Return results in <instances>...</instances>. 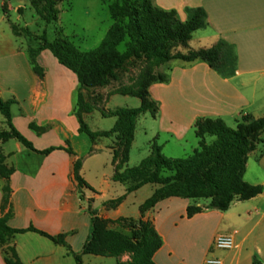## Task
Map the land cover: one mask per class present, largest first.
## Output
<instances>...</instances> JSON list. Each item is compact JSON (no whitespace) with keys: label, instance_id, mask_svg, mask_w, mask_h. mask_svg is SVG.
Listing matches in <instances>:
<instances>
[{"label":"crops","instance_id":"0c3cea01","mask_svg":"<svg viewBox=\"0 0 264 264\" xmlns=\"http://www.w3.org/2000/svg\"><path fill=\"white\" fill-rule=\"evenodd\" d=\"M31 1L0 0V97L12 102L13 126L36 150L16 139L0 144L7 166L14 169L9 179L10 201L4 209V181L0 179V218H7L13 229L33 227L51 236H65L67 247L36 232L17 234L10 245L23 264H72V259L77 264L76 255H81L82 264L92 259L102 262L106 257L83 254L91 233L92 211L107 220L138 211L125 209V200L116 208L106 209V201L123 194L114 191L115 163L101 159L106 152L112 154L108 144L103 145L102 139L92 142L79 132L77 76L46 50L37 58L43 70V77H39L29 61L27 48L13 34L7 20L9 14L4 13L2 6L18 12ZM155 4L160 9L176 11L182 22L192 11L204 10L207 26L193 34L189 46L200 49L221 43L222 59L230 71L224 77L202 61L184 62L171 72L178 97L153 98L151 90L155 84L151 86V98L160 106L157 117L163 109L169 113L165 116L173 127L172 137L183 142L185 132L194 130L200 118H220L237 126L244 115L264 117V0H155ZM88 117H84L85 122ZM0 128L9 130L2 115ZM261 139L257 150L249 155L244 180L264 186V134ZM47 150L52 151L40 153ZM77 161L82 162L80 175L88 185L81 191L74 171ZM92 172L97 181L87 176ZM208 204L207 200L170 198L156 205L151 215L163 245L154 262L252 264L256 256L264 264V193L248 201H234L225 212L206 209L190 219L186 217L189 206ZM220 234L232 235L234 247L210 252L214 238ZM113 259L117 264L126 261L127 256ZM0 264H6L1 248Z\"/></svg>","mask_w":264,"mask_h":264},{"label":"trees","instance_id":"16d2710c","mask_svg":"<svg viewBox=\"0 0 264 264\" xmlns=\"http://www.w3.org/2000/svg\"><path fill=\"white\" fill-rule=\"evenodd\" d=\"M65 0H32L31 8L46 26L57 22L60 11L58 5ZM8 13L7 5L2 6ZM22 8L18 9L21 14ZM109 12L114 23L110 26L99 46L89 52L79 51L67 38L49 41L46 29L39 37L40 46L27 48L29 61L34 72L43 77V70L37 58L43 51H50L60 65L73 72L79 82L76 115L80 123L79 132L86 134L92 142L102 138L117 137L122 141V152L112 149L116 171L114 182L126 186V194L108 201L109 208L118 207L128 194L134 193L147 185H158L154 194L142 205V211L154 209L166 199L182 198L187 200H207L204 207L189 206L186 210L188 219L202 213L206 209L221 212L227 211L234 201H248L264 193V186L252 185L244 180L249 155L257 150L264 134V117L255 118L244 115L237 122L235 129L230 128L220 118H200L194 124L198 147L188 158H168L163 154V146L155 140L151 145L150 156L142 160L139 166L130 168L129 150L134 142V133L138 119L150 114L156 118L159 104L150 95L154 84H165L169 75L162 68L173 61L185 63L202 61L224 77L229 76L222 59L223 45L210 48L192 49L189 43L193 34L207 26L206 13L202 9L191 12L190 17L182 22L176 11H166L156 6L155 0H115L109 5ZM8 22L9 19L7 18ZM10 27L16 37L31 38L34 33L30 29L11 23ZM125 44V51L120 46ZM141 62L142 69L133 87H123L117 94L138 98V108H118L103 111L104 117L116 119L109 131H92L84 120V114L94 109L84 103V92L105 88L116 81L119 72L127 66ZM12 102L0 97V115L5 119L9 130L0 128V144L16 139L25 147L36 151L13 126L11 114ZM214 138L212 143L207 139ZM52 150L40 152L49 153ZM70 153H72L70 151ZM82 162L74 165L78 189L88 188L80 175ZM14 169L6 164V157L0 149V179L4 181L2 209L10 201L9 179ZM90 237L83 247L84 255L120 259L130 255L127 262L117 264H156L155 254L162 248L163 241L152 221L133 218H120L110 221L98 217L92 211ZM111 224L118 225L114 229ZM128 230L130 234L123 233ZM27 231L36 232L57 245L67 247L65 236H51L30 227L27 230L13 229L7 218H0V248L6 264H23L14 246L10 243L14 236ZM76 263L82 264L81 255H76ZM252 264H262L254 257Z\"/></svg>","mask_w":264,"mask_h":264},{"label":"rangeland","instance_id":"374dc122","mask_svg":"<svg viewBox=\"0 0 264 264\" xmlns=\"http://www.w3.org/2000/svg\"><path fill=\"white\" fill-rule=\"evenodd\" d=\"M114 1L115 0H65L58 5V10L60 11L58 21L48 26L36 15L31 8L30 2L21 7L23 9L21 14L14 10L8 11L7 14H9V16L7 18L11 23L28 28L34 33V37L31 38L19 37L26 48H38L41 44L39 37L46 29L49 41L52 42L60 37L67 38L79 51L89 52L99 46L110 26L114 23L109 12V5ZM15 6L16 4L13 3L14 8ZM192 45L195 48V42H192ZM119 49L121 52H124L126 49L125 44H122ZM183 65H185L184 62L177 60L171 62L169 66L162 68L163 72L168 73L170 81L165 84H155L151 90L153 98L178 97V94L175 95L176 91H174L172 79L170 78L172 77V70L176 71ZM142 66L143 64L141 62L129 65L123 71L119 72L118 79L113 81L109 86L84 92V103L94 109L91 113L84 114V117L89 115L86 122L91 129L109 131L113 128L116 119L104 117L102 114L103 111H113L118 108L134 109L141 105L138 98L123 96L117 94V92L123 87L134 86ZM200 93H202V90H200ZM161 112L162 115L155 119L152 118L150 114L142 115L138 119L134 133V142L129 150L128 166L130 168L139 166L142 160L150 156L151 145L155 140L159 145L163 146V154L168 158H188L193 155L194 150L198 147V139L195 136L194 130H187L185 132L186 139L183 142L175 140L171 135L173 127L165 116L168 111L166 112V110L163 109ZM262 112V114H264V110ZM227 125L232 129L236 128V123L233 121H227ZM181 129L183 128L181 127ZM207 141L212 143L214 138L209 137ZM102 143L103 145L107 143L111 152L112 149H118L122 152V141L115 136L102 138ZM101 159H111V162L114 161L113 154L110 152H106ZM87 176L92 178V180H98L95 172L90 173V176L88 173ZM113 185H115L114 191L119 194H126L125 185L116 182H113ZM158 188V185H147L140 191L131 193L132 195L128 194L124 199L126 202L125 209L135 210L138 211V213L136 212L131 216L122 218H133L135 220L143 219L144 221L149 220L153 222V217L151 215L153 209L144 212L142 211V205ZM89 208H92L90 203ZM106 209L111 208L106 206ZM111 227L119 229L116 224H111ZM122 231L123 233L130 234L128 230ZM214 251L218 250L212 248L210 252ZM124 256H127V260L124 262L130 260V255ZM114 261L113 258L110 260L105 258L102 262H97V260L92 259V261L86 260L85 264H115ZM71 262L74 264L75 260L72 259Z\"/></svg>","mask_w":264,"mask_h":264},{"label":"built area","instance_id":"2783aa9c","mask_svg":"<svg viewBox=\"0 0 264 264\" xmlns=\"http://www.w3.org/2000/svg\"><path fill=\"white\" fill-rule=\"evenodd\" d=\"M234 247V238L230 234H220L214 238L213 248L217 250H230Z\"/></svg>","mask_w":264,"mask_h":264}]
</instances>
